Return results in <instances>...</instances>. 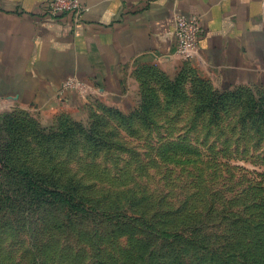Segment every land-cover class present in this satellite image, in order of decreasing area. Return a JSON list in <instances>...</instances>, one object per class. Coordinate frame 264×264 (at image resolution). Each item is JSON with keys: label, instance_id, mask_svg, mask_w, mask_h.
<instances>
[{"label": "rangeland", "instance_id": "rangeland-1", "mask_svg": "<svg viewBox=\"0 0 264 264\" xmlns=\"http://www.w3.org/2000/svg\"><path fill=\"white\" fill-rule=\"evenodd\" d=\"M182 61L135 76L120 107L73 90L82 112L0 111V264H147L137 255L163 252L117 214L197 243L163 264H264V86L218 88ZM5 161L30 164L62 199L8 198ZM86 203L108 217L80 214ZM156 214L171 232L151 227Z\"/></svg>", "mask_w": 264, "mask_h": 264}, {"label": "crops", "instance_id": "crops-1", "mask_svg": "<svg viewBox=\"0 0 264 264\" xmlns=\"http://www.w3.org/2000/svg\"><path fill=\"white\" fill-rule=\"evenodd\" d=\"M79 21L45 0H0V111L48 118L82 112L86 96L120 107L134 77L183 61L218 88L264 86V0H80ZM197 16L198 56L177 55L174 16ZM87 87L59 95L62 83Z\"/></svg>", "mask_w": 264, "mask_h": 264}, {"label": "trees", "instance_id": "trees-1", "mask_svg": "<svg viewBox=\"0 0 264 264\" xmlns=\"http://www.w3.org/2000/svg\"><path fill=\"white\" fill-rule=\"evenodd\" d=\"M223 97L220 96L218 98V100L220 101ZM79 126H75L74 129H76ZM81 128V127H79ZM72 127L70 128H65L66 133H68L67 138H70V130L72 137H74L75 135V130ZM65 133V132H63ZM1 161V158H0ZM2 162H0L1 164ZM5 163V167H7L8 171L3 173L4 177H6L8 179V184H12L14 187L13 189L10 190L9 192V196H7L8 198L10 197H14L13 201L16 200H20L21 198H23V196H29L32 199H30L32 201V203L34 202H48L49 204L53 205V204H58L59 200H61L62 198V194L60 191H56V190H51V187L56 186L55 184H50L49 182H46V180L42 179L41 177L38 176L37 173L33 172L31 169V165L28 164L27 167L19 164V165H8ZM28 191V192H27ZM87 204V203H86ZM69 206V204H67ZM105 209V208H103ZM158 210H161L163 208H157ZM86 211L89 212H101L102 218L108 217V209L105 210H98L96 208L91 207L90 205H86L84 206L81 210H80V214H84ZM176 213V214H175ZM173 215L178 216L179 213L178 211L175 212ZM117 216H119V219L125 220V222H129V221H133V220H140V223L138 224V232L142 233V234H148L153 236L155 239H163L165 241H163L164 243L162 244V250L163 252H160L159 254H154V255H137L138 258L142 259L145 262H147L148 264V260H150L149 258H151L152 260H154L155 262H157L158 264H163L162 263V256L166 255L167 253H169L170 251H178V248L176 247V244H178L179 242H187L189 245L193 246V247H198L197 243L192 241V240H184V236L182 234H177V236L175 238H172V240L170 242H168V240L166 239V237L157 234V233H151L148 232V228L144 223H141V220L144 219L143 216H138V218H134V219H128L125 216H121L119 214H117ZM155 217H158L157 220L152 223L151 227H154L156 230L160 231L161 233H169L171 232V230L168 229V227H163V223H164V218L159 217V214H156ZM178 225V224H177ZM181 226V225H179ZM179 226H177L175 228L178 229ZM177 232V231H176ZM173 232V233H176ZM183 240V241H182ZM201 242V240H200ZM204 249V248H202ZM244 254V253H242ZM114 256V254L112 255ZM234 255H232L233 257ZM115 257V256H114ZM225 257L229 258L231 257V255L227 254ZM174 261H177V258L175 257ZM115 264H119L118 260L115 259Z\"/></svg>", "mask_w": 264, "mask_h": 264}, {"label": "built area", "instance_id": "built-area-1", "mask_svg": "<svg viewBox=\"0 0 264 264\" xmlns=\"http://www.w3.org/2000/svg\"><path fill=\"white\" fill-rule=\"evenodd\" d=\"M44 10L50 15H71L75 21H79L80 16L88 11V8L80 0H45ZM173 20L177 55L182 59L196 58L199 52V36L202 31L198 17L187 18L175 15ZM73 90L85 94L87 87L80 80L68 79L62 83L59 95Z\"/></svg>", "mask_w": 264, "mask_h": 264}]
</instances>
